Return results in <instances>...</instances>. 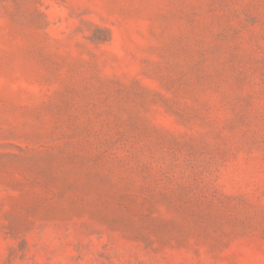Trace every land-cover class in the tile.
I'll list each match as a JSON object with an SVG mask.
<instances>
[{"label": "rangeland", "instance_id": "obj_1", "mask_svg": "<svg viewBox=\"0 0 264 264\" xmlns=\"http://www.w3.org/2000/svg\"><path fill=\"white\" fill-rule=\"evenodd\" d=\"M0 264H264V0H0Z\"/></svg>", "mask_w": 264, "mask_h": 264}]
</instances>
